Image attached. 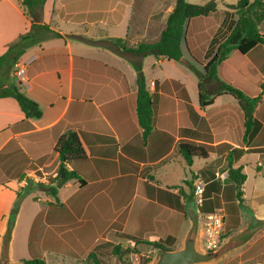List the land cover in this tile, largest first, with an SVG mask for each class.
<instances>
[{"label":"crops","instance_id":"obj_1","mask_svg":"<svg viewBox=\"0 0 264 264\" xmlns=\"http://www.w3.org/2000/svg\"><path fill=\"white\" fill-rule=\"evenodd\" d=\"M173 1L137 6V0H45L36 8V42L17 60L24 65V76H14L10 68L8 79L38 103L42 114L26 118L13 97H0V235L15 191L27 184L26 177L47 183L49 176L56 175L58 160L52 144L67 128L77 131L86 153L84 160L67 163L80 180L61 186L58 200L39 190L33 200L31 192L36 189H32L21 205L30 199L36 204L35 219L42 218L56 232L62 230L61 234L69 233L80 242L87 240V251L121 244L120 239L176 248L195 219L199 237L202 213L220 209L223 202L236 205L237 211L229 214L242 221L246 168L251 167L256 175L264 169V93L244 139L238 100L229 93H215L217 82L205 79L202 95L209 102L201 104L199 78L191 67L203 71L226 36L234 13L227 11L222 17L224 11L216 8L190 19L179 61L143 57L153 111L145 143L136 116L133 66L93 42L105 37H127L128 44L156 41ZM31 22L22 0H0V55L30 29ZM259 27L264 34V22ZM198 44L200 53L196 52ZM216 74L248 97L257 96L264 82V43L244 54L231 50L217 64ZM180 140L212 149L207 157H195L187 166L177 149ZM235 147L242 152L233 153L231 167H240L245 174L241 204L235 197V183L228 178L226 158ZM18 158L36 168L9 177ZM195 178L205 183L203 208L192 201ZM249 219L264 221L250 216L246 225Z\"/></svg>","mask_w":264,"mask_h":264},{"label":"trees","instance_id":"obj_2","mask_svg":"<svg viewBox=\"0 0 264 264\" xmlns=\"http://www.w3.org/2000/svg\"><path fill=\"white\" fill-rule=\"evenodd\" d=\"M44 1L45 0H22V4L32 19L31 27L27 32L21 34L19 38L0 55V97H13L26 118H39L42 114L41 109L35 100L25 95L16 84L9 81L8 73L25 49L36 42L33 36L36 27V23L34 22L37 21L36 8L41 6ZM226 7L231 9L235 15V18L231 20L226 36L218 44L214 54L209 57L208 61L203 66V71H199L194 66L191 67L199 78L198 87L200 89L201 104H207V102H209L206 101L202 95L205 79H214L217 82L215 93H229L238 100L244 115L243 138L245 139L252 129L256 105L264 93V82L261 84V91L257 96L248 97L241 90L220 80L216 74V66L225 59L233 49H237L240 53L244 54L255 45L264 43V34L261 33L259 27V25L264 22V0H236L235 3L226 4ZM215 10V0H206V2L202 4L189 3L186 0H174L172 9L166 18L165 27L160 32L156 41L149 42L141 40L134 44H128L127 37H105L93 41L99 46L105 47L129 61L136 72V116L142 128V143H145L146 137L152 129L153 113L151 94L146 87L142 71L143 57L153 55L156 58L175 61L181 60V43L185 40V30L188 21L197 16H206ZM43 27L47 28L46 25ZM52 33L59 36V33L53 31ZM52 149L57 153L58 163L56 175L50 177L47 183L29 179L25 186L18 188L15 191L16 197L9 214L10 220H14L24 194L30 192L32 189L42 191L51 198L58 200L57 191L61 186L69 180H80L78 174L67 167V163L69 162L81 161L86 158V153L77 131L72 128L65 129L55 143L52 144ZM177 149L182 155L185 165L189 166L193 158L207 157L212 147L203 143L180 140L177 144ZM236 152L241 154L242 150L236 147L232 148L228 152L226 159L228 165V178L234 181L236 190L235 197L238 200V204H241L243 201L242 185L245 180V174L241 172L240 167H231V157L233 153ZM203 197L202 208L206 200L205 187ZM235 207V211H237V206L235 205ZM47 220H49L48 217ZM260 223L261 226L259 229H264V221H260ZM56 228L60 229L61 227ZM134 243H139L140 245L146 244L143 246H152L154 248H167L157 242L135 240ZM120 246L122 245H115L116 253ZM101 248L100 246L99 249ZM91 257L94 264H103L100 262L98 254L95 251L91 252ZM23 262L25 264H43V260L36 257L23 259Z\"/></svg>","mask_w":264,"mask_h":264},{"label":"rangeland","instance_id":"obj_3","mask_svg":"<svg viewBox=\"0 0 264 264\" xmlns=\"http://www.w3.org/2000/svg\"><path fill=\"white\" fill-rule=\"evenodd\" d=\"M155 1L157 0H137L136 5L141 6V4H138L141 2L145 6H153ZM172 1L173 0H168V4H171ZM186 1L194 4H202L206 2V0ZM224 1L225 3L236 2V0ZM215 2L216 8H222L224 11L221 15L219 14L220 16L224 17L227 11L232 12V10L227 8L226 5H221L219 0H215ZM196 52H201L199 44L197 45ZM149 57L153 58L151 55H149ZM12 164L13 169H10L11 175L9 177L13 175L16 177L21 173L30 172L32 169L36 168L34 163H25V161H22L19 158L15 159ZM24 167L25 170L20 172V170ZM223 167L224 166H221L219 170L221 171ZM246 175L247 177L244 185L246 201L240 210L242 221H244L239 222L238 218L229 214V211L236 210L235 205L229 202L219 204L225 212L222 240L229 234L242 229V227L249 222L245 220H247L250 216H257V218L264 220V169H262L261 175H256L254 174L252 168L249 167L246 168ZM31 177L27 176L26 179H32ZM49 178L50 176L48 179ZM33 193H35L33 200H36L38 198L39 191L34 190L31 194ZM25 195L26 194H24V196ZM35 209L36 204L30 199H26L22 205L21 203L19 205L18 211L14 217V225L11 234V264H25L23 259H30L34 257L42 259L43 264H94L91 257L92 251L89 252L86 249L87 240L80 242L78 241V238H74L69 233L61 234L60 232H62V230L60 232H56L52 227L48 226L42 218L38 217L35 219ZM9 214L7 216V220L9 219ZM249 220L250 223L256 222L253 219ZM260 226L261 223L258 227ZM119 242L122 246L118 248L117 253L115 252V244H111V246L108 247H102L101 249H96V253L98 254L101 263L112 264L114 261L118 260L122 264H148L150 261L155 259L157 250L159 249L152 246H143L139 243L131 244L126 239H120ZM198 246L202 249L200 244H198ZM216 264H264V229L260 228L257 233H255L251 241L243 247L233 251Z\"/></svg>","mask_w":264,"mask_h":264},{"label":"water","instance_id":"obj_4","mask_svg":"<svg viewBox=\"0 0 264 264\" xmlns=\"http://www.w3.org/2000/svg\"><path fill=\"white\" fill-rule=\"evenodd\" d=\"M260 221L229 234L220 245L203 251L198 246L197 219L186 231L180 245L173 249L159 248L155 259L148 264H216L233 251L247 244L259 230ZM14 220L8 219L0 239V264H11L10 243ZM112 264H122L116 260Z\"/></svg>","mask_w":264,"mask_h":264},{"label":"built area","instance_id":"obj_5","mask_svg":"<svg viewBox=\"0 0 264 264\" xmlns=\"http://www.w3.org/2000/svg\"><path fill=\"white\" fill-rule=\"evenodd\" d=\"M24 72V65L19 64L16 61L13 65L11 73L14 76L22 78L24 76ZM204 187L205 183L202 179H194L192 189V201L198 208H201L203 205ZM224 217L225 215L221 208L210 212L202 213L198 237V244H200V246L202 247L201 250L211 251L220 245L224 228Z\"/></svg>","mask_w":264,"mask_h":264}]
</instances>
